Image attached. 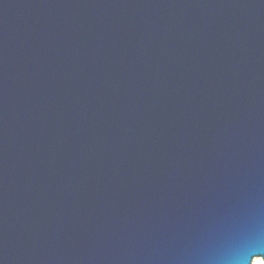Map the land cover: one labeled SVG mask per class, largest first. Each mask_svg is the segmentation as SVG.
<instances>
[{
	"label": "water",
	"instance_id": "obj_1",
	"mask_svg": "<svg viewBox=\"0 0 264 264\" xmlns=\"http://www.w3.org/2000/svg\"><path fill=\"white\" fill-rule=\"evenodd\" d=\"M264 0H0V264H264Z\"/></svg>",
	"mask_w": 264,
	"mask_h": 264
},
{
	"label": "bare ground",
	"instance_id": "obj_2",
	"mask_svg": "<svg viewBox=\"0 0 264 264\" xmlns=\"http://www.w3.org/2000/svg\"><path fill=\"white\" fill-rule=\"evenodd\" d=\"M262 260L261 258H254L253 261L251 262V264H262Z\"/></svg>",
	"mask_w": 264,
	"mask_h": 264
},
{
	"label": "snow or ice",
	"instance_id": "obj_3",
	"mask_svg": "<svg viewBox=\"0 0 264 264\" xmlns=\"http://www.w3.org/2000/svg\"><path fill=\"white\" fill-rule=\"evenodd\" d=\"M260 255H264V254H260Z\"/></svg>",
	"mask_w": 264,
	"mask_h": 264
},
{
	"label": "rangeland",
	"instance_id": "obj_4",
	"mask_svg": "<svg viewBox=\"0 0 264 264\" xmlns=\"http://www.w3.org/2000/svg\"><path fill=\"white\" fill-rule=\"evenodd\" d=\"M256 258H259V257H256Z\"/></svg>",
	"mask_w": 264,
	"mask_h": 264
}]
</instances>
